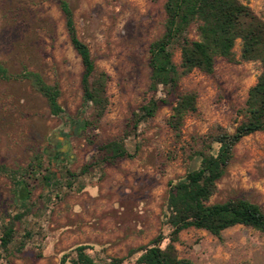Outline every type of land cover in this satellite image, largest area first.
I'll return each instance as SVG.
<instances>
[{
  "label": "rangeland",
  "instance_id": "374dc122",
  "mask_svg": "<svg viewBox=\"0 0 264 264\" xmlns=\"http://www.w3.org/2000/svg\"><path fill=\"white\" fill-rule=\"evenodd\" d=\"M73 12L77 36L88 47L97 72L109 77V106L88 137L73 136L68 156L51 167L56 187L39 179L30 214L16 224L13 254L2 264H58L61 254L77 245L92 247L97 256L124 258L147 246L159 233L167 235L162 213L167 184L182 177L188 154L219 131L233 133L241 122L248 90L261 73L258 62L229 64L216 58L214 72L198 70L179 81V93H195L197 111L185 117L177 139L167 126L173 97L154 118L142 123L125 140L134 159L115 166L85 165L95 158V147L123 138L132 115L151 97L148 93L149 46L164 33L166 0H64ZM264 17V0H239ZM189 37L196 39L194 28ZM241 42L237 40V58ZM175 64L179 52L174 51ZM0 63L8 73H37L57 85L64 115L74 117L82 105V66L72 49L57 0H0ZM159 92L156 98H162ZM61 119L50 115L44 97L24 79H0V164L25 168L36 155L51 150ZM47 165V159H42ZM66 171L75 175L69 178ZM11 181L0 175V220L18 211L12 201ZM243 199L264 212V133L243 138L233 150L225 175L209 204ZM22 243V250H16ZM178 257L193 264H264V235L235 226L219 238L189 229L179 234ZM94 251L87 254L94 257ZM139 254L124 264H136ZM97 259V258H96Z\"/></svg>",
  "mask_w": 264,
  "mask_h": 264
},
{
  "label": "trees",
  "instance_id": "16d2710c",
  "mask_svg": "<svg viewBox=\"0 0 264 264\" xmlns=\"http://www.w3.org/2000/svg\"><path fill=\"white\" fill-rule=\"evenodd\" d=\"M57 2L69 43L82 66V105L74 117L63 116L57 85H48L39 74L27 70L11 75L0 63L1 80H26L45 98L50 115L61 119L51 150L36 155L25 168L12 170L0 164V175L11 181L12 201L18 211L8 220H0V264L13 254L16 224L32 211L35 181L40 179L45 188L58 185L55 172L50 169L68 156L69 139L73 136L88 137L89 130L96 128L109 106L107 86L110 77L106 72L96 71L88 47L77 36L73 12L68 3L64 0ZM163 10L164 33L149 46L147 90L151 97L132 115L127 127L129 131L123 138L95 147L93 162L83 166L80 175L86 174L91 166L112 167L120 161L134 159L139 147L134 144L131 151L125 140L133 136L142 123L154 118L159 109L168 104L170 97L174 101L167 126L179 139L185 117L197 111L196 94L179 93V81L194 70L212 75L216 58L229 64H260L261 73L248 90L243 108L238 111L242 120L233 133L219 131L207 136L199 149L190 150L186 173L168 182L161 220L167 235L159 233L147 246L131 250L124 258H101L92 247L77 245L63 252L58 264H124L134 254H139L136 264H193L178 257L176 245L183 231L201 230L219 238L223 231L242 226L264 235V212L257 205L243 199L209 204L217 183L233 158L234 147L249 135L264 133V17L256 15L239 0H166ZM191 28H194L196 39L189 37ZM237 40L241 42L238 58L233 50ZM175 50L179 52V64L173 60ZM159 92L163 94L162 98H156ZM43 158L47 159V165ZM65 173L69 178L76 177L68 171ZM22 246L20 243L16 248L19 253ZM87 250L94 251L96 256L88 255Z\"/></svg>",
  "mask_w": 264,
  "mask_h": 264
}]
</instances>
